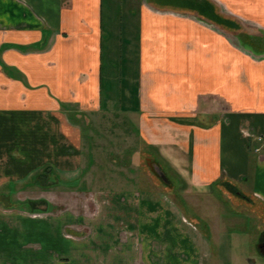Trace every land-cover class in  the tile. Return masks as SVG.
I'll return each mask as SVG.
<instances>
[{"label":"crops","instance_id":"0c3cea01","mask_svg":"<svg viewBox=\"0 0 264 264\" xmlns=\"http://www.w3.org/2000/svg\"><path fill=\"white\" fill-rule=\"evenodd\" d=\"M122 4L137 70L136 103L120 113L197 196L182 198L198 215L121 184L60 191L70 201L57 209L53 188L82 180L83 132L67 109H109L105 0H0V264H255L225 255L234 234L220 215L228 202L264 224V0Z\"/></svg>","mask_w":264,"mask_h":264},{"label":"rangeland","instance_id":"374dc122","mask_svg":"<svg viewBox=\"0 0 264 264\" xmlns=\"http://www.w3.org/2000/svg\"><path fill=\"white\" fill-rule=\"evenodd\" d=\"M110 1L105 0L102 93L103 105L109 109L104 114L92 112L81 118L76 116L75 121L79 123L84 137L83 170L80 174L82 180L81 183L64 182L71 183L70 185L78 184L76 188L72 187L73 189L63 186L53 188L59 193L57 203L60 205L56 207L65 210L67 209L65 205L70 201L69 195L60 191L93 192L92 190L99 188L113 189L121 184L123 188L128 187L131 190L163 192L178 206L184 208L189 216H196L198 214L189 208L191 205L185 207L182 197L185 199L187 194L184 193L182 182L175 170L139 138L135 130V120L127 114L120 113L126 110L123 108L127 106L132 108L136 103L133 100V87L136 86L133 82L129 84L134 79L137 70L134 51L129 52L133 49L135 34L132 32L134 31L132 21L128 20L129 11L122 4V0L119 11H115V6ZM128 22H130V27H127ZM129 33L131 37H128ZM128 39L132 45L128 44ZM43 185H46V181ZM187 197L196 199L197 196L188 194ZM74 202L88 211L95 210L94 204L84 200L83 196ZM226 203L225 210H222L220 215V226L230 230L229 232L234 234V239L232 238V244L229 241L223 244V249L227 248L225 255L231 258L235 255L243 256L246 260L255 261V264H264V254L259 252L257 246L264 230V224L258 220L256 215L247 212L244 207L236 210L228 202ZM39 206L41 207V204ZM24 208L31 210L29 204ZM232 209L234 211H231ZM75 210H78L75 206L71 207L68 210L69 214L62 216V220H68L69 215L74 214ZM230 213L235 217L229 216ZM222 243H224L223 237ZM216 248L218 247L215 246ZM244 262L242 261L246 264Z\"/></svg>","mask_w":264,"mask_h":264},{"label":"trees","instance_id":"16d2710c","mask_svg":"<svg viewBox=\"0 0 264 264\" xmlns=\"http://www.w3.org/2000/svg\"><path fill=\"white\" fill-rule=\"evenodd\" d=\"M221 18V17H220ZM4 68H5V70H7V68H6V66H4ZM63 107H65L64 105H63ZM68 108V107H67ZM67 108H65V109H67ZM67 110H70L71 112L69 113V120H70V122L73 124V125H76V126H80L79 125V123L78 122H76L75 121V118H76V116L78 117V118H81V117H84V115H85V113H82V112H79V111H77V110H73V109H67ZM147 145V144H146ZM151 150H153V147H151V146H149V145H147ZM229 190H230V192H232V193H234V194H238L239 196H241L242 195V197H245L243 194H241L240 192H238L237 190H235L234 189V187H230V185H229V187H227ZM246 198V197H245ZM29 205H30V203H28ZM17 206V205H16ZM20 206V205H19ZM21 208H24V207H21Z\"/></svg>","mask_w":264,"mask_h":264},{"label":"built area","instance_id":"2783aa9c","mask_svg":"<svg viewBox=\"0 0 264 264\" xmlns=\"http://www.w3.org/2000/svg\"><path fill=\"white\" fill-rule=\"evenodd\" d=\"M246 135H247L248 137H250V135H249L248 133H246ZM256 151L258 152V151H259V149H256Z\"/></svg>","mask_w":264,"mask_h":264},{"label":"water","instance_id":"95a60500","mask_svg":"<svg viewBox=\"0 0 264 264\" xmlns=\"http://www.w3.org/2000/svg\"><path fill=\"white\" fill-rule=\"evenodd\" d=\"M263 247H264V245H263Z\"/></svg>","mask_w":264,"mask_h":264}]
</instances>
